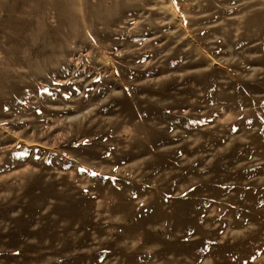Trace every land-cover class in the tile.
<instances>
[{
  "label": "rangeland",
  "instance_id": "374dc122",
  "mask_svg": "<svg viewBox=\"0 0 264 264\" xmlns=\"http://www.w3.org/2000/svg\"><path fill=\"white\" fill-rule=\"evenodd\" d=\"M0 264H264V0H0Z\"/></svg>",
  "mask_w": 264,
  "mask_h": 264
}]
</instances>
